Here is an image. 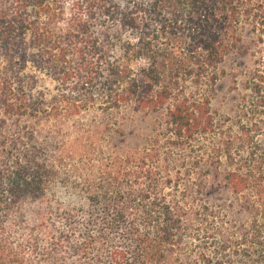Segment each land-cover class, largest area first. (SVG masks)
Instances as JSON below:
<instances>
[{
	"label": "trees",
	"instance_id": "16d2710c",
	"mask_svg": "<svg viewBox=\"0 0 264 264\" xmlns=\"http://www.w3.org/2000/svg\"><path fill=\"white\" fill-rule=\"evenodd\" d=\"M249 34L264 0H0V264H264V160L225 139L176 154L215 135L187 84L218 82ZM29 55L56 95L25 81ZM248 87L264 101V70ZM99 105L166 110L170 134L105 152L109 126L68 127Z\"/></svg>",
	"mask_w": 264,
	"mask_h": 264
},
{
	"label": "rangeland",
	"instance_id": "374dc122",
	"mask_svg": "<svg viewBox=\"0 0 264 264\" xmlns=\"http://www.w3.org/2000/svg\"><path fill=\"white\" fill-rule=\"evenodd\" d=\"M246 42L251 45V54L229 55L217 71L218 82H212L208 78L199 86H186L187 94L192 93L198 99L209 100L215 128L212 133L215 135L198 137L189 145L187 151L176 152L183 156L188 166L212 144H220L221 139L234 142L233 152L238 156L246 157L253 152L256 158L264 160V101L248 87L255 71L264 70V39L260 41L257 35L249 34ZM36 53L38 54L37 50L31 51L32 58ZM32 58L29 55L30 62L24 68L25 81L30 83L34 80V92L56 95L61 90L58 73L53 75L39 69L40 66L35 61L32 62ZM96 107L72 119L68 127L74 132L75 128L91 124H100L103 128L109 126L113 131H105L100 136L105 152H112L114 147L123 150L130 147L140 148L159 139L163 146L164 138L170 134L166 110L137 113L131 106H121L104 112V106ZM74 135L75 133L70 135L71 140Z\"/></svg>",
	"mask_w": 264,
	"mask_h": 264
}]
</instances>
